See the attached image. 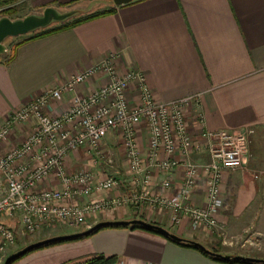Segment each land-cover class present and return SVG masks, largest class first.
<instances>
[{"label":"crops","instance_id":"crops-1","mask_svg":"<svg viewBox=\"0 0 264 264\" xmlns=\"http://www.w3.org/2000/svg\"><path fill=\"white\" fill-rule=\"evenodd\" d=\"M50 1L35 0V6L43 7ZM72 1L59 0L63 6ZM110 9L106 15L19 44L10 59L0 56V123L45 89L59 85L109 53H118V72L137 69L145 73L158 101L199 95L204 123L194 109L187 117L188 131L202 146L192 152V161L210 159L201 138L204 130L254 128L243 164L231 171L234 176L225 188L234 203L228 205L225 198L219 219L230 232L241 234L249 229L259 241L246 242L241 251L225 249L223 254L264 258V0H135ZM92 83L100 84L97 78ZM78 91H85V86ZM136 93L132 88L128 95L133 98ZM71 96L65 94L51 111L61 113L69 106ZM19 132L22 130H17L16 136ZM138 133L139 145L145 151L146 123L140 125ZM113 140L117 137L109 135L105 146ZM2 149L0 145V154ZM83 156V151L71 153L65 160L69 170L83 164L87 159ZM117 169L124 173L119 166ZM182 174V170L174 174L178 183ZM162 177L155 173L157 182ZM154 189L161 187L156 185ZM170 193L175 195L176 190ZM194 202L205 204L203 186L194 193ZM135 215L133 207L126 206L99 220H129ZM59 228L51 235L78 233ZM133 230L105 228L89 239L87 250L54 244L16 263L66 264L72 257L92 251L117 256L116 263L123 260L125 264H243L214 260L162 235ZM174 231L182 237L196 238L186 221Z\"/></svg>","mask_w":264,"mask_h":264},{"label":"built area","instance_id":"built-area-1","mask_svg":"<svg viewBox=\"0 0 264 264\" xmlns=\"http://www.w3.org/2000/svg\"><path fill=\"white\" fill-rule=\"evenodd\" d=\"M119 58L118 53H109L31 98L0 124V145L10 143L17 130L28 128L21 142L0 155V264L17 242L11 222L28 234L55 224L89 228L88 219L132 206L136 215L146 207L163 211L172 225L186 221L193 232L222 228V180L229 170L242 166L254 128L204 130L201 138L210 159L192 161L190 155L202 146L188 131L187 117L194 109L204 123L199 95L160 102L145 73L137 69L118 72ZM96 78L100 84L92 83ZM80 86L85 91L79 93ZM131 88L137 91L134 101L128 95ZM68 93L72 95L68 108L59 114L50 112ZM143 122L148 128L145 151L138 139ZM111 134L124 151L123 174L113 150L107 152L104 147ZM80 151L92 158L91 164L69 170L65 160ZM178 170L183 172L179 183L174 178ZM155 173L163 175L160 182ZM120 184L130 188L107 195ZM156 185L161 192H156ZM202 186L206 202L197 205L194 193Z\"/></svg>","mask_w":264,"mask_h":264},{"label":"rangeland","instance_id":"rangeland-1","mask_svg":"<svg viewBox=\"0 0 264 264\" xmlns=\"http://www.w3.org/2000/svg\"><path fill=\"white\" fill-rule=\"evenodd\" d=\"M2 2L3 3L0 4V18L10 17L12 19H19V18H23V17H25L27 15H31V14L42 15L44 12V9L46 7H49V6L58 9V11L60 13L74 12V14L72 16H70L69 18L64 19L63 21H53L47 27L37 29V30L31 32V34H34V33L39 32L41 30L44 31L48 28L59 27L65 23L73 21L74 19H79V18H82L84 16L96 13V12H102L104 10H109L110 7L113 6V4H114L113 0H73L72 2H70L71 4H69L68 6L67 5L63 6L62 4H60L59 0H53V1H50L47 4H45V6L40 7V6H35V4H36L35 0H3ZM31 34L29 33V34H25V35H21V36H17V37H8L4 41L5 52L0 54V56L5 55L8 59H10L13 56V53L15 50L14 47L17 45V43L22 38L29 36ZM135 99H136V97L131 98L132 101H134ZM63 110H65V109H63ZM50 112H52V111L50 110ZM2 123H0V124H2ZM26 130H28V128L27 129L25 128L24 132H23V130H22V132H19L18 136H16V133H15L14 136L11 137L10 143H8V142L2 143L1 145H3L4 149L1 150L2 153L0 155L5 153L6 150H10V148L13 145H15L16 143L18 144L19 142H21L22 139H24L23 137L26 134L25 133ZM113 141H114V143H112L111 141H108L106 146H105L106 147L105 149L108 150L107 152H111L113 150L114 159H115V162L117 164V168L119 165V168L121 170L125 169L123 164H127V162H126V159H124L125 157L123 155V152H124L123 148H122V146H120L121 144L117 140H113ZM83 157H85L87 159L84 160V163L81 164L76 169L83 168V166L86 167V166H88V164H91V162H92L91 157H89L85 153H84ZM233 172H231L229 170V172H227L225 174L224 180H222L223 181L222 187H223V191H224L223 194H224V197L227 199L226 203H228V205H231L234 203L233 197L230 199V197H229L230 195H228L226 193L227 191L225 190L227 183L230 180L231 175L234 176ZM129 188H130V186L125 187L124 185L120 184L115 189V191L108 192L107 195L108 196L119 195L122 192H124L125 190L127 191ZM156 192H161V189L156 190ZM144 210H145L144 212L135 215V217L144 219L148 222H152V223L155 222V224L161 225V226L167 228V230L169 229L172 232H175L174 230H176V228L179 227V226L172 225L170 222H168V215L163 211L159 212L156 209L153 210L149 207H146ZM109 214L110 213H107V212L100 213L96 217L88 219L87 225H93L94 223H97L98 221H100L99 219H101L104 216H107ZM220 222L222 224V228L220 227V228H217V230H213L210 232H204V231L195 232V234H196L195 239H197V241L201 242L202 244H204V246L208 247L212 251L218 250V251H220V253H223V251H225V249H227L229 251H232V250L241 251V250H243L242 246L246 242H249V241L250 242L255 241L256 243L259 242L257 239L254 240V236H256V235L254 232H251L249 229L245 230V232L241 233V234H239L240 233L239 231L230 232L227 224L225 222H222V220H220ZM10 225H12L13 228L15 229V232L17 234V239H16L17 242H16L15 246L12 247L8 251V253H7L8 255H10V253L17 251V250L21 249L22 247H24V246H26L32 242H35V241H38V240H41L44 238H48V236H52L51 234L58 232V229H60L59 227H64V228L73 229V230H77V231H82V230L87 229L86 226H83L80 228H78V227L77 228H70V227L64 226L63 224H55L52 227L45 228V229L40 230L34 234H28V233H24L23 229L21 228V226L18 223L11 222ZM116 229L117 228H115V230ZM119 229L120 228H118V230ZM124 229L131 230L130 228H124ZM133 231L145 232L146 234H149L151 236L161 237V235L154 234V232H152V231H148V230H144V229H140V228H136ZM175 234H176V232H175ZM246 235H248V236L245 238ZM94 236H95V234L91 235V237L90 236L84 237V238L79 239V240L65 241L63 243H58L57 246H77V247H81L80 250H85V249L87 250V247H85V246L87 244H90L87 242H91V241H89V239L93 238ZM66 244H73V245H66ZM81 244H83V245H81ZM31 253L32 252H30L29 254H31ZM96 254H98V253H93L91 251L90 253H88L86 255L75 256V257H72L70 262L66 263V264H75L77 262L79 263V261L84 260V259L89 258V257H92ZM27 255L23 256L19 260H23V258H25ZM16 262H15V264H17ZM18 262H20V261H18Z\"/></svg>","mask_w":264,"mask_h":264},{"label":"water","instance_id":"water-1","mask_svg":"<svg viewBox=\"0 0 264 264\" xmlns=\"http://www.w3.org/2000/svg\"><path fill=\"white\" fill-rule=\"evenodd\" d=\"M132 1L135 0H113V5L120 6L123 4H128ZM74 12H66V13H60L56 8H53L51 6L46 7L44 9V12L42 15H36V14H31L27 15L23 18L19 19H12L10 17H2L0 18V54L5 52V45L4 41L8 37H17L25 34H31V32L47 27L50 25L53 21H63L64 19L69 18L72 16ZM141 225L149 229H153L154 231H160L164 233L165 235L169 236L175 241L178 242H187L190 244H193V246H196L200 248L201 250L205 251L207 254L212 255L216 258H221L222 260H225L227 262H231L233 260H239V261H246V262H251V263H257V264H264V258H259V257H251V256H246L245 255H240V254H223L219 252L212 251L208 247L204 246L201 242L195 240V239H190L186 237H182L178 234H175V232L170 231L167 228L152 223L148 222L144 219L140 218H134V219H113V220H103L99 221L97 223H94L91 227L82 230L74 232V233H69V234H62V235H55L51 236L48 238H44L35 242H32L21 249L10 253V255L7 256L4 264H11L12 261H15L18 257H21L27 252L39 247L44 246L53 242L57 241H63V240H69V239H74L78 237H83L86 235H91L92 232L97 230L100 227H105V226H130V225Z\"/></svg>","mask_w":264,"mask_h":264},{"label":"trees","instance_id":"trees-1","mask_svg":"<svg viewBox=\"0 0 264 264\" xmlns=\"http://www.w3.org/2000/svg\"><path fill=\"white\" fill-rule=\"evenodd\" d=\"M2 1L3 0H0V4L3 3ZM111 11H112V9L104 10L102 12H96V13H93L91 15H87V16H84L82 18H79V19H74L72 22L65 23V24H63V25H61L59 27L48 28V29H46L44 31L41 30L39 32H36L34 34H31L29 36L24 37L22 40H20L17 43V45L22 44V43H24V42H26L28 40H32V39H35V38H38V37H42V36L48 35V34H50L52 32L59 31V30H61L63 28L71 27V26H74L76 24L83 23V22H86V21L95 19L96 17H100V16H103V15H106V14L110 13ZM135 218H137V217H135ZM105 228H130V229L140 228V229L152 231V232H154V234L156 233L158 235H162L165 238H167V239H169V240H171V241H173V242H175L177 244H180L182 246L193 247L195 249H198L199 251H201L202 253H204L205 255H207L209 258H212V259L218 260V261L227 262L225 260H222L221 258H216V257H214L212 255L207 254L205 251L201 250L200 248H198L196 246H193V244H190V243H187V242H178V241H175V240H173L172 238H170L169 236L165 235L164 233H162L160 231H157V230L154 231L153 229H149V228H146V227L141 226V225H138V224H136V225H130V226H120V225H116V226L100 227L97 230H95L94 232H92L91 235H93L94 233H96V232H98V231H100L102 229H105ZM91 235L89 234V235H86V236H83V237H78V238H74V239L53 242V243H50V244H47V245H44V246H40V248L37 247V248H35V249L27 252V254H29L30 252H33L35 250H38V249L40 250L41 248H44V247H47V246H51V245L53 246L54 244L63 243L65 241L79 240V239H82L84 237H89V236L91 237ZM213 251L220 253V251H218V250H213ZM27 254H25V255H27ZM25 255H23V256H25ZM23 256L18 257L17 259H15V261H12L11 264H15V262L18 261L19 259H21ZM116 261H117V256H114V255L113 256H105L103 254H98V255H94L92 257L86 258L84 260H81V261H79V263L77 262L75 264H115ZM231 262L232 263H243V264H257V263H251V262H246V261H239V260H233Z\"/></svg>","mask_w":264,"mask_h":264}]
</instances>
